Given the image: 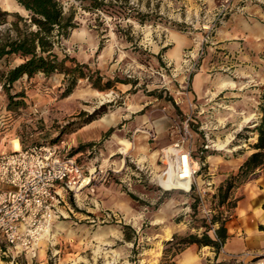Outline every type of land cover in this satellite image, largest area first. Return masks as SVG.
Listing matches in <instances>:
<instances>
[{"label": "rangeland", "instance_id": "1", "mask_svg": "<svg viewBox=\"0 0 264 264\" xmlns=\"http://www.w3.org/2000/svg\"><path fill=\"white\" fill-rule=\"evenodd\" d=\"M60 1L67 12H75L78 27L59 54L74 56L112 80L131 82L101 92L80 81L71 96L62 98L64 76L39 74L16 85L17 91H25L28 105L16 117L0 88V152L65 142L70 149L62 154L75 157L92 178L81 191L57 190L53 216L39 244L47 264H175L183 246L174 237L203 231L198 232L204 224L198 190L206 191L207 205L215 209L219 187L254 152L264 81L244 83L251 92L240 109L236 101L241 99L231 93L242 81L223 65L231 56L216 48L217 31L203 42V25L216 8L183 0H129L127 10L138 6L142 12L154 11L152 20L141 25L118 15L86 12L75 0ZM123 5L122 0L117 6ZM0 7L26 14L16 0H0ZM202 68L238 84L234 91L223 90L229 108L200 109L205 102L194 98L193 83ZM191 103L198 108L191 109ZM103 105H108L107 113L84 125L86 115ZM186 126L190 135L184 147L203 163L190 193L167 190L158 179L170 168L174 154L167 152L181 142ZM110 128L114 132L106 138ZM227 142L224 149L216 146ZM238 264H264V256Z\"/></svg>", "mask_w": 264, "mask_h": 264}, {"label": "trees", "instance_id": "2", "mask_svg": "<svg viewBox=\"0 0 264 264\" xmlns=\"http://www.w3.org/2000/svg\"><path fill=\"white\" fill-rule=\"evenodd\" d=\"M16 1L25 15L9 12L0 7V88L7 94V109L15 117L28 107L25 91H17L16 85L23 79L30 81L39 74L45 77L57 74L64 76L62 98L71 96L80 81H86L93 89L101 92L115 89L117 84H130L131 81L107 78L99 70L91 69L88 64L78 61L74 56L59 54L58 51L63 49L64 41L68 40L78 27L75 12L73 10L67 12L60 0ZM75 1L86 12H102L111 17L118 15L119 19H133L141 25L152 20L154 16L152 9L142 12L138 6H130L127 10L124 6L130 4L129 0H123L126 5L120 8L117 5L122 0ZM107 109L108 105H103L92 114H87L84 125L91 124L105 115ZM260 111L261 121L253 130L258 135L257 142L252 147L254 152L241 165L238 173L230 176L219 187L216 195L218 206L225 205L228 212L229 208L235 206V201L231 199L234 189L248 180L258 169L264 168V96ZM113 132L114 128H110L105 137L111 136ZM240 136L242 133L238 134V137ZM88 147H91V144L80 146L75 153ZM193 209H196V206H193ZM229 218L230 215L224 217V212L220 210L212 217V224L217 225L215 233L219 241L209 235L210 228L205 220L199 227L203 228L201 234L175 236L174 239L179 240L177 243L179 247L187 244L210 246L218 254L227 239L225 225Z\"/></svg>", "mask_w": 264, "mask_h": 264}, {"label": "built area", "instance_id": "3", "mask_svg": "<svg viewBox=\"0 0 264 264\" xmlns=\"http://www.w3.org/2000/svg\"><path fill=\"white\" fill-rule=\"evenodd\" d=\"M235 9L234 0H221L216 9L209 13L208 24L203 25V42L211 40L213 33ZM228 98V93L221 91L200 109L229 108L226 104ZM190 105L191 109L198 108L192 103ZM189 135L186 126L181 142L174 145L176 154L172 160L181 180L190 181L186 193L193 190L196 175L203 165L199 159L194 160L191 151L184 147ZM61 145H34L9 153L0 152V253L4 256H9L11 249L28 252L39 247L53 216L58 189L78 192L92 183V178L87 177L84 167L75 157L62 154L70 149L66 143L62 142ZM205 196V190H198V207L210 228L209 235L219 241L215 233L217 225L212 224V217L219 210L224 212V217L230 213L225 205L219 207L218 202L215 209L209 208Z\"/></svg>", "mask_w": 264, "mask_h": 264}, {"label": "crops", "instance_id": "4", "mask_svg": "<svg viewBox=\"0 0 264 264\" xmlns=\"http://www.w3.org/2000/svg\"><path fill=\"white\" fill-rule=\"evenodd\" d=\"M183 1L187 5L200 2L211 10L218 5V0ZM234 2L236 9L218 28L215 44L216 48L225 50L231 56L223 65L242 81V87L231 94L241 99L237 100L236 104H239L240 109H244L242 106L245 97L251 92L244 89L245 84L264 81V0ZM203 72L205 70L202 68L193 83V96L198 102L203 100L206 103L221 91H234V88L238 87L234 80L217 79L213 74ZM256 91L254 89V92ZM120 144L124 145V149L130 147L128 142L121 141ZM231 199L235 201V206L229 208L230 218L225 225L227 239L221 252L217 254L210 246L187 244L177 254L175 264H238L264 256V168L258 169L248 180L235 188ZM184 226L188 227L187 224ZM170 236H166V239H170ZM41 246L43 245L28 252L11 249L6 258L0 253V263L13 264L12 260L16 259V264L17 260L21 264H47L46 253Z\"/></svg>", "mask_w": 264, "mask_h": 264}, {"label": "bare ground", "instance_id": "5", "mask_svg": "<svg viewBox=\"0 0 264 264\" xmlns=\"http://www.w3.org/2000/svg\"><path fill=\"white\" fill-rule=\"evenodd\" d=\"M251 120H252V118L246 119L245 123L249 122ZM228 143L229 142H227V144H217L216 146L219 149H224L227 147ZM16 148H17V146L15 147V149ZM171 151L172 152L168 151L167 153L172 154V155L176 154L175 148L171 147ZM185 172H187V169ZM158 179H159L160 185L167 190H172L174 188H178V189L185 191V192L189 191L190 181L189 180H187V181L181 180V178L179 177V174L176 172V169H174L173 163L171 161H170V168L167 171H164L160 176H158ZM167 237H169V234H167Z\"/></svg>", "mask_w": 264, "mask_h": 264}]
</instances>
